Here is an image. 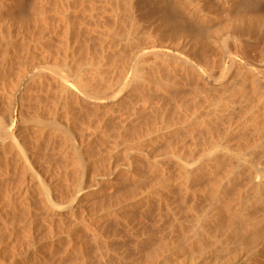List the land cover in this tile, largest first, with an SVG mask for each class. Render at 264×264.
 I'll list each match as a JSON object with an SVG mask.
<instances>
[{
	"label": "bare ground",
	"instance_id": "6f19581e",
	"mask_svg": "<svg viewBox=\"0 0 264 264\" xmlns=\"http://www.w3.org/2000/svg\"><path fill=\"white\" fill-rule=\"evenodd\" d=\"M195 1L158 0L176 49L147 36L154 60H144L130 31L119 54L107 52L125 18L137 25L138 0H34L31 10L0 0V239L10 264H263L264 0H224V22ZM61 33L65 54L51 64ZM81 34L104 52H78ZM29 62L42 67L29 72ZM178 94L167 123L122 147L127 164L112 162L116 149L104 163L97 141L114 138L104 126L128 132ZM97 118L94 137L80 138L77 125Z\"/></svg>",
	"mask_w": 264,
	"mask_h": 264
},
{
	"label": "rangeland",
	"instance_id": "374dc122",
	"mask_svg": "<svg viewBox=\"0 0 264 264\" xmlns=\"http://www.w3.org/2000/svg\"><path fill=\"white\" fill-rule=\"evenodd\" d=\"M26 1H27V5H28V3L31 4V5H28L29 6V9L31 10L35 6L34 0H33V2H32V0H29V2H28V0H25V2ZM198 1L201 2L200 0H196L195 3L197 4ZM223 1L224 0H207V1L201 2V3H207V4L211 5L214 9H216L217 12H218V14L221 13L220 19L222 20V22H224V21L227 20L228 13H227V10H226L227 5L226 4H222V3H224ZM156 3H158V0L157 1H155V0H138V8H139V15L138 16H139V19L135 23H137V22L139 23L140 22L139 24H141V25H139L137 23V25H135L134 27H131L133 25L132 20L129 17L125 18V22H124V28L125 29L122 28V31L119 32L120 34H114V37H116L117 39L114 38L115 40H114V43H113L112 48L115 51L113 49H110L108 47L107 48V52L108 53L115 52L114 53L115 55L119 54L118 53L119 50H117L118 48L117 49H115V48L117 47V45L120 42H122L125 39V35L127 34L128 31H130L132 33V35H134V36L137 35L139 37V40H141L140 38H142L143 41L141 40L140 41L141 43L144 42V40H146L148 37L158 38L160 41H158V43H157V44H159L157 48L161 47V48L165 49L166 51H171V52L173 51L174 52V50L176 49V47H174V45L172 44L171 37L169 35V31L167 29H164V27L162 28L161 21H164V20H163V17L161 16L162 15L161 11L158 9L159 8V4L157 5ZM155 4L157 5L156 7H154ZM202 5L203 4H200V6H202ZM30 6L31 7L33 6V7L31 8ZM202 7H204V5ZM223 11H224V13H223ZM26 12L30 13V11L28 10V8L22 14H24L27 17H29L30 15H32L31 13H34V10H32L30 14H28ZM225 13H226L227 16L225 15ZM222 15H225V16L222 17ZM141 16L145 20L142 21L141 20L142 19ZM79 19H82V18L80 17ZM137 26H138V30L136 29ZM139 26H141V27H139ZM27 34H29V33H27ZM6 36L8 37L9 35H6ZM15 36L16 35H13V37L11 39L12 40H16L17 38H14ZM86 37H87L86 35H82V34L79 35V42L76 45V47L78 48V50L80 48H81V50H85L84 53H85L86 56H88V55L91 56L92 55L91 53H92L93 50H94L93 53L95 52V53H99L101 55L104 51H102L99 47H97L99 49L96 50L97 48H95L94 45H92V44H90V46L87 45V40L84 41L86 39ZM66 38H67V36L64 33H61L58 37L55 38L56 41L53 42V44H52V46L50 48L52 50V53H53V59L51 61V64L58 63V61L61 60L64 57L63 54H65V53H64V48H63V40H65ZM2 39L3 38L0 35V41ZM75 39H77V36H76ZM119 40H122V41H119ZM118 41H119V43H118ZM18 43H20V42L17 41V44ZM19 46L22 47L21 44H19ZM141 47H142V49H144L143 50V54H145L143 56L144 57V60H154V56L151 53L154 50V45H151V44H148L147 45L145 43H142L141 44ZM101 51H102V53H101ZM185 51H186V49L181 50V52H185ZM78 52H80V50ZM138 52H139V54H141L140 49H138ZM138 62H139V59H138ZM39 67H42V66H39L36 62H29L27 68H28L29 72H38V70L40 69ZM132 74H133V70H130L128 72V79L131 78ZM123 85L126 86L125 83H122L115 90L116 91L118 89L120 90L121 86L123 87ZM154 102L155 103H159V100L158 99H155ZM182 103H183V98L179 94H178L177 97H175V98H173L171 100H165L164 102H161L160 107H159L160 110H156V109H153L152 110V109H149V111H148L147 114H143L142 115V119L140 121L141 123L139 122L134 127H131L130 128V131H128V132H124V133L121 132V133H119L120 131L117 132V130H115L113 128L110 129L109 128L110 124L107 125V126H104V128L106 127L105 129H103L105 133H108L109 132V134L111 136L114 135V136H112V137H114V138H112L113 140L114 139H117V140L119 139L118 142H117L118 145H116V142L112 141L111 138H110L111 140L110 139L109 140L108 139H105L103 137L104 134H102V136L99 137L100 138V141H97L99 144H96V145H99V146H97L99 149L102 147L100 149L102 152L104 150V153H106V152L108 153L109 150L113 151V149H116V151H117L115 155L113 154L114 155L113 156L114 158L111 157L112 160H114V161L110 160L111 158H109L107 156L108 154L106 153V156L108 158H105L104 159L105 160L104 163L106 162L107 164H109V162L112 161V162H116V163H119L120 162V164H121V162H123L124 164H127L128 163V159H126L124 157V155H122L124 149L127 147V144H130L131 142H134V141H137V140L141 139L145 135L146 129L148 128L149 125H150V129H152V130H153V128L155 130H157V128L162 127L165 123H167L170 120V115H171V113H173L174 109L176 108L175 107L176 104H179L180 105ZM183 116H184V114H181L179 117H183ZM99 118L94 119L92 122L88 123L85 126L82 125L80 127L79 125H77V129H78V132L80 134V138L83 137L84 139H91V138L94 137L95 131L97 130V127L99 128V125H98V123L100 122V119ZM179 121L180 122H183L184 121V117L182 119H180ZM146 124H147V126H146ZM143 128H145V129H143ZM109 129L113 133H115V134H113ZM221 131L223 132L222 129H221ZM116 132H117V135H116ZM118 133H119V135H118ZM141 135H143V136H141ZM234 135H233V138H234V141H236V139H238L237 138L238 135L237 134H234ZM84 136H86V137H84ZM99 138H98V140H99ZM144 139H142V141L144 143V146H146V148L152 147V145H149L148 144L147 139L146 140H144ZM102 141H105V144L104 145L102 144V143H104ZM100 144H102V145H100ZM165 144L166 143H163V142L162 143H159V144H157V145L154 146V149H156V151L158 153L159 151L165 149V147H166ZM103 147L105 149H107V150L105 151V149ZM122 147H123V151H121L122 150ZM198 150H197V158H203L204 153L206 152V150H202L201 147H199ZM111 151H109V152H111ZM119 152L120 153L122 152V153L120 154ZM125 159L127 160V162H126ZM107 161H109V162H107ZM63 165H64V163L62 164V161H59V163L57 164V166H55L54 168L57 170V172L64 173V168L62 167ZM71 175L73 176L72 173H71ZM205 205L200 206V208L204 207ZM7 227H8V229H11L12 228L11 226H10L11 228H9L8 225H7ZM28 231H29L28 229L24 230V232L22 233V236L23 237L21 236V238L24 239L25 236L29 234ZM34 232L37 235V238L42 239L41 237H44V238L46 237L45 234H44V231L39 226H36V227L33 228V232L32 233L34 234ZM7 239H8V237H6V238L4 237L3 239H0V264H10L11 263V260H12V257H11V249L12 248H11L10 244L7 243V242H9L8 241L9 239L8 240ZM41 242H43V241H41ZM129 242L130 241H127L126 240L124 243L127 245V244H129ZM37 246L38 245H36V247ZM9 247H10V249H9ZM119 250L120 251H124L125 248L124 247H120ZM31 255H32V253H31ZM263 264H264V260H263Z\"/></svg>",
	"mask_w": 264,
	"mask_h": 264
}]
</instances>
